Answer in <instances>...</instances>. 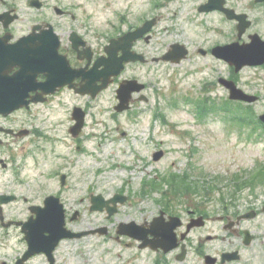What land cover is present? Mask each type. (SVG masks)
I'll use <instances>...</instances> for the list:
<instances>
[{"label": "flooded vegetation", "instance_id": "1", "mask_svg": "<svg viewBox=\"0 0 264 264\" xmlns=\"http://www.w3.org/2000/svg\"><path fill=\"white\" fill-rule=\"evenodd\" d=\"M85 3L0 0L1 52L3 45L21 40L18 60H24L26 37L29 45L50 49L56 45L53 62L47 66L0 64V83L12 85L19 78L36 83L26 97L24 91L14 93L13 89L0 95V101L22 103L10 112H0V264H264V174L259 176L262 190L250 188L245 194L224 193L216 183L207 212L200 200H189L201 193L193 181L175 202L158 200V207L148 211L143 209L150 195L146 183L129 186L131 180L105 174L106 166L90 179L81 170L74 174L87 138L89 112L82 99H96L116 85L118 102L117 87L133 80L132 88H142L132 93L123 112L131 110L134 117L142 113V103L149 101L150 83L139 72L143 67L148 71L153 63L147 50L152 28L132 44L133 52L143 60L126 63L121 74L95 97L84 91L86 71L93 66H99L98 70L114 66L102 61L109 57L112 40L161 17L143 18L125 30L112 24V33L101 34L103 26L88 22ZM223 6L244 15L249 22L246 29L238 36L237 19H229L221 9L211 11L231 22L230 32L219 42L209 40L208 47H198L197 53L203 51L204 56L223 61L212 51L234 42L249 43L253 35L264 51V0H223ZM48 74L50 81L43 84ZM164 149L157 147L160 159ZM229 183L236 185L235 180ZM116 194L124 199L108 201ZM97 196L107 204L93 210L92 198ZM129 222V226L122 224ZM169 244H173L171 249L166 248Z\"/></svg>", "mask_w": 264, "mask_h": 264}, {"label": "rangeland", "instance_id": "2", "mask_svg": "<svg viewBox=\"0 0 264 264\" xmlns=\"http://www.w3.org/2000/svg\"><path fill=\"white\" fill-rule=\"evenodd\" d=\"M203 1L86 0L84 4L90 13L88 22L103 26L101 34L112 33V24L125 30L143 18L161 16L153 27L148 55H161L174 41L189 49V57L179 64L161 61L152 63L148 71L140 69V78L150 83L149 101L142 103V113L134 117L131 110L114 109L116 85L96 99H82L89 112L87 138L74 174L81 170L90 179L106 166L105 174L131 180L129 186L146 183L150 195L145 197L149 201L143 204L144 210L154 211L158 200L175 202L189 184L191 188V181L201 193L189 200H200L205 212L216 183L224 193L245 194L250 188L263 187L259 173L254 174H264V129L244 124L241 117L264 112V64L234 73L225 62L197 53L198 47H208L209 40L226 39L232 25L217 13L198 12ZM219 76L233 78L246 92L258 95V100H229L217 81ZM157 147L165 148V155L154 161ZM203 187L212 189L209 193Z\"/></svg>", "mask_w": 264, "mask_h": 264}, {"label": "water", "instance_id": "3", "mask_svg": "<svg viewBox=\"0 0 264 264\" xmlns=\"http://www.w3.org/2000/svg\"><path fill=\"white\" fill-rule=\"evenodd\" d=\"M210 2H213V0H210ZM220 7H221L220 3H216L215 5H210L209 3L203 8L208 10V9L220 8ZM155 22H156L155 19L151 20L150 22H147L144 26V30H148ZM135 37L136 36L133 34H127L126 36L120 39H117L113 42L114 44L111 46L113 48V51H116L117 49L123 50V57L119 58L118 60L120 66H111L110 68L108 66L107 67L105 66L104 67V77L101 78L102 83L98 86L95 85L96 80L100 79L98 78L97 71L96 72L93 71L91 73L90 71L92 70H90L89 72H87V74L84 76L85 92H89L91 93L92 96H94L97 93V91L106 87L109 81L108 77H110V75H117L120 72V70L123 67L122 66L123 61L135 60L137 58L135 55L132 54V52L129 49V47L131 46V42L135 39ZM126 41H128L129 43H127ZM232 48H233L232 52L219 51L218 49H215L214 51H216L217 56L226 59L227 61L230 62V64L234 65V70L236 72H238L242 67H244V65H257V64H262L264 62V53H259L256 49H251L249 47H235L234 45L232 46ZM37 51L40 52L41 54L40 57H41L42 62H46V59L50 58V53H45L42 47L37 49ZM186 53H187V50L185 49L183 45L174 44L172 46V50H170L167 54H165L162 57V59L170 60L172 62H179L180 59L186 56ZM28 54L30 53L27 52V55ZM31 56H34V54H30L29 57ZM25 63L28 64L29 61L26 60ZM220 82L225 86V88L228 89L230 99L242 100L245 102H253L257 99L256 96L247 94L242 89L238 88L236 84L231 80L220 79ZM131 83H134V81H126L124 84H120V87L117 90V97L119 99V103L115 106V109L117 111H123L128 108L130 94H131V91L134 90L132 86L130 85ZM16 85L19 88H21L22 82L19 81ZM140 87L136 88V90L139 91ZM11 103L12 102L1 100L0 101V112L7 113L20 105V103H13V104ZM259 119L262 122H264V113L259 116ZM160 155H161V152L155 153L154 159L157 160ZM115 200L122 201L123 199L118 196H115L114 200L112 199V202H114ZM94 207L95 206H93L92 208Z\"/></svg>", "mask_w": 264, "mask_h": 264}, {"label": "trees", "instance_id": "4", "mask_svg": "<svg viewBox=\"0 0 264 264\" xmlns=\"http://www.w3.org/2000/svg\"><path fill=\"white\" fill-rule=\"evenodd\" d=\"M246 114H250V113H248V112H245ZM254 117H251V116H245V115H243L242 117H241V120L243 121V122H246L247 124H250L251 122H253V119Z\"/></svg>", "mask_w": 264, "mask_h": 264}]
</instances>
